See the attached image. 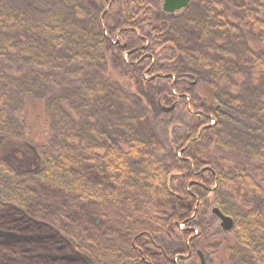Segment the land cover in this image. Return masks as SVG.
I'll use <instances>...</instances> for the list:
<instances>
[{
    "label": "trees",
    "instance_id": "obj_1",
    "mask_svg": "<svg viewBox=\"0 0 264 264\" xmlns=\"http://www.w3.org/2000/svg\"><path fill=\"white\" fill-rule=\"evenodd\" d=\"M0 143V264H264V0H0Z\"/></svg>",
    "mask_w": 264,
    "mask_h": 264
},
{
    "label": "rangeland",
    "instance_id": "obj_2",
    "mask_svg": "<svg viewBox=\"0 0 264 264\" xmlns=\"http://www.w3.org/2000/svg\"><path fill=\"white\" fill-rule=\"evenodd\" d=\"M117 38L119 40H121L122 37L121 36H117ZM112 42L114 43V42H117V41L112 40ZM177 112L181 113L183 111L179 108V110ZM211 123H213V121H211ZM176 130H179V129L176 128ZM25 150L26 149L21 148V147H17L16 145H12V144H4L3 145V144L0 143V154H3V156L7 159V161H9L11 163L10 167L12 169H15L17 172H28V171H30L29 168H31L34 165L33 164L34 163V159L36 158L35 154L32 151L28 152L26 150L27 151L26 152ZM181 156H182V154H181ZM0 190H1V188H0ZM224 199L227 201L226 202L227 204L235 203V200L232 199L231 196H229V195H225ZM214 206H216V205L212 204L210 207L213 208ZM197 222L201 223L200 221H197ZM210 222H211V225H212V228H211V231H210V235L212 234L211 237H210V241L211 240L214 241V244H212V247L215 250L213 252H216V254H219V256H221V252H220L221 243H224V240L226 238H229L230 236L227 233V231H224L219 226L220 220L215 215H213L210 218ZM180 225H183V228L185 227L184 223L179 224V227H180ZM202 226H203V224H202ZM198 230H199V227H194L193 228V234L195 235L196 232L198 234ZM0 233L3 234L2 231H0ZM27 236L28 237H30V236L33 237V234H29L28 233ZM64 242H66V241H64ZM56 248H60V246L58 245V246H56ZM198 251H200L202 253L201 250H198ZM56 252L59 253L60 255L65 253V251L63 249H61V250L59 249L58 251H55V252H47L45 254L46 259L48 261H55L57 259L56 258ZM69 252H71L70 254H72L74 257L77 258V261H76L77 264H92V262L89 259V257H87L84 252L78 250L77 248H74V246H72V248L70 249ZM197 254H195V255L190 254V257L188 256V259L183 261L182 264H198L199 263V256H197ZM61 257L66 258V256H64V255H62ZM203 257H204V260H205V264H215L214 261H213V258H212V254L211 255H209V254L204 255L203 254ZM65 264H75V261L67 259Z\"/></svg>",
    "mask_w": 264,
    "mask_h": 264
},
{
    "label": "water",
    "instance_id": "obj_3",
    "mask_svg": "<svg viewBox=\"0 0 264 264\" xmlns=\"http://www.w3.org/2000/svg\"><path fill=\"white\" fill-rule=\"evenodd\" d=\"M191 0H162V9L164 12L167 13H173L175 11H178L188 5V3ZM174 104H171L169 106L166 105H160V108L163 112H169L174 108ZM212 213L219 218L220 223L219 226L224 230V231H229L231 230L233 226V219L222 213L218 207H213L212 208ZM198 256H199V263L198 264H205V260L203 257V254L198 251Z\"/></svg>",
    "mask_w": 264,
    "mask_h": 264
},
{
    "label": "built area",
    "instance_id": "obj_4",
    "mask_svg": "<svg viewBox=\"0 0 264 264\" xmlns=\"http://www.w3.org/2000/svg\"><path fill=\"white\" fill-rule=\"evenodd\" d=\"M173 93H175V92L173 91ZM181 227H183V225H180V228H181Z\"/></svg>",
    "mask_w": 264,
    "mask_h": 264
}]
</instances>
